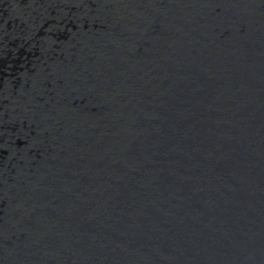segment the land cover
I'll use <instances>...</instances> for the list:
<instances>
[{"label": "water", "instance_id": "1", "mask_svg": "<svg viewBox=\"0 0 264 264\" xmlns=\"http://www.w3.org/2000/svg\"><path fill=\"white\" fill-rule=\"evenodd\" d=\"M56 1L0 3V264H264V0Z\"/></svg>", "mask_w": 264, "mask_h": 264}, {"label": "bare ground", "instance_id": "2", "mask_svg": "<svg viewBox=\"0 0 264 264\" xmlns=\"http://www.w3.org/2000/svg\"><path fill=\"white\" fill-rule=\"evenodd\" d=\"M32 1H35V0H32ZM72 1H74V3L78 6V8L80 9L81 8V10H83V12L82 13H87V10L85 9V8H88V9H90L91 8V4L89 3V4H87V3H82L81 1H85V2H88L89 0H72ZM11 2H17V3H19L18 2V0H11ZM57 3V1L56 0H44V3H39V5L41 6V7H43V9L45 10V11H48V10H50V9H52V8H55V4ZM20 4V3H19ZM50 8V9H49ZM52 16V15H51ZM45 24H46V22H45V20L43 19V20H41V21H39V24L37 25V24H34V27H35V31H34V33H36V34H38V32H39V30H42L44 27H45Z\"/></svg>", "mask_w": 264, "mask_h": 264}, {"label": "rangeland", "instance_id": "3", "mask_svg": "<svg viewBox=\"0 0 264 264\" xmlns=\"http://www.w3.org/2000/svg\"><path fill=\"white\" fill-rule=\"evenodd\" d=\"M0 3H2L4 5H12V6L19 5V3H17V2H11V0H0ZM0 6H1V4H0Z\"/></svg>", "mask_w": 264, "mask_h": 264}]
</instances>
